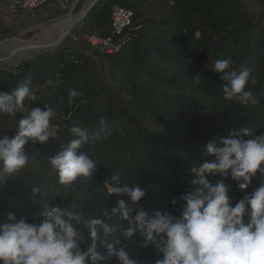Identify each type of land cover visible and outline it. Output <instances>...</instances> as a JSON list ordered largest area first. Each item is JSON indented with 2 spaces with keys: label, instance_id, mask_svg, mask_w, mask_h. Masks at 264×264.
<instances>
[{
  "label": "trees",
  "instance_id": "obj_1",
  "mask_svg": "<svg viewBox=\"0 0 264 264\" xmlns=\"http://www.w3.org/2000/svg\"><path fill=\"white\" fill-rule=\"evenodd\" d=\"M261 4L264 0H100L75 34L80 39L111 36L112 6L129 9L133 19L120 52L95 55V60L86 54L89 42L86 49L60 45L14 68H0V91L27 81L32 92L23 112L0 116V137H14L19 120L32 107H51L55 113L50 122L53 137L43 145L29 141L24 148L27 166L0 184V223L10 213L39 223L45 208L61 206L82 217L77 226L82 250L91 244L85 224L93 218L116 229L109 240L119 237L128 225L112 208L128 198L108 195L106 184L113 175L120 177L121 185L139 184L146 191L135 208H143L149 219L157 211L179 216L184 203L180 198L199 187L191 183L189 169L208 158L203 156L207 143L215 140L219 145L233 130L243 128L264 134V14L257 9ZM225 59L232 70L249 69L247 90L258 99L255 106L224 98L225 82L213 67ZM69 89L77 92L71 101ZM74 126L88 129L92 139L81 151L96 161L97 170L63 185L49 157L74 138ZM208 179L215 183L221 178ZM261 182L264 177L257 174L244 190L231 178L225 181L234 203ZM33 187L39 192L34 194ZM125 245L138 264L162 259L154 244L145 246L139 231L132 238L122 237L116 251ZM97 251L105 257L97 264H119L102 240L97 241Z\"/></svg>",
  "mask_w": 264,
  "mask_h": 264
},
{
  "label": "clouds",
  "instance_id": "obj_2",
  "mask_svg": "<svg viewBox=\"0 0 264 264\" xmlns=\"http://www.w3.org/2000/svg\"><path fill=\"white\" fill-rule=\"evenodd\" d=\"M213 69L225 82L222 91L226 100L253 106L259 102L247 90L248 68L232 70L225 59L217 60ZM28 83L0 91V116L10 117L25 110V99L32 98ZM76 96L77 92L69 89V100ZM54 114L51 107H32L19 120L14 137H0V184L27 166L29 157L24 148L29 141L43 145L53 137L50 122ZM99 124L103 138H107L106 121L101 118ZM70 131L74 138L49 157L63 185L91 177L97 170L96 161L81 151L92 139L88 129L74 126ZM203 156L208 158L189 169L191 183L199 187L180 198L184 203L179 216L157 211L149 219L143 208H135L146 191L139 184L121 185L120 177L113 175L111 183L106 184L108 195L128 198L119 199L112 208V213L128 225L119 237L109 240L116 229L93 218L85 224L91 244L82 250L79 214L61 206L47 207L39 213V223H30L27 217L18 219L10 213L7 221L0 223V264H97L105 259L97 251L98 240L103 241L110 255L118 256L119 264H138L130 258L126 245L116 251L122 237L132 238L137 231L144 237L145 246L154 244L162 254L155 264H264V182L251 193L245 191L235 203L225 183L231 178L247 190L257 174L264 177V134H253L247 128L233 130L219 145L215 140L207 143ZM210 176L221 179L213 183ZM32 192L38 193L39 189L33 187ZM172 203L177 201L173 199Z\"/></svg>",
  "mask_w": 264,
  "mask_h": 264
},
{
  "label": "rangeland",
  "instance_id": "obj_3",
  "mask_svg": "<svg viewBox=\"0 0 264 264\" xmlns=\"http://www.w3.org/2000/svg\"><path fill=\"white\" fill-rule=\"evenodd\" d=\"M100 2V1H99ZM86 0H80L78 3L75 4H62L61 2L57 1L56 3L49 4L43 11L38 12L36 14V21L32 17L31 14L27 15L25 20L29 25L33 24V27L28 30V32H16V34H13L10 38H19V40L14 43L11 48H8V51H1L0 50V68L3 69H11L16 67L18 64H21L25 59L22 58L20 60H13L17 56H19L22 52H24L34 41V39L37 38L39 34L42 33L43 29H48L54 25V23H59L61 18L64 16L72 14H79L82 7L85 6ZM258 11L264 14V4H261L257 7ZM81 24V23H80ZM80 26V25H79ZM75 28L70 36L60 45H68L73 46L79 49H86L87 43L89 44L93 41H95V38H91L89 36H84L83 39H80L76 36V31L79 28ZM33 40V41H32ZM25 41H32L28 44H25L22 47H19V45L16 44H23ZM2 42V41H0ZM12 43V42H11ZM1 47V46H0ZM12 51H14L13 56L10 54ZM99 56H94L95 60H98ZM52 133L54 134L55 129H51Z\"/></svg>",
  "mask_w": 264,
  "mask_h": 264
},
{
  "label": "built area",
  "instance_id": "obj_4",
  "mask_svg": "<svg viewBox=\"0 0 264 264\" xmlns=\"http://www.w3.org/2000/svg\"><path fill=\"white\" fill-rule=\"evenodd\" d=\"M7 6L5 13L0 15V25L7 21L9 16H16L21 13L31 14L33 17L38 12L43 11L47 5L55 0H0ZM62 4H75L78 0H56ZM133 19V11L120 7L112 6V34L105 38H99L89 44L86 54L89 56L115 54L120 52L124 39L122 36L125 30L130 27Z\"/></svg>",
  "mask_w": 264,
  "mask_h": 264
},
{
  "label": "bare ground",
  "instance_id": "obj_5",
  "mask_svg": "<svg viewBox=\"0 0 264 264\" xmlns=\"http://www.w3.org/2000/svg\"><path fill=\"white\" fill-rule=\"evenodd\" d=\"M95 1L96 0H86V4L85 6H83L79 14L74 15L70 13L69 15L64 16V18L60 20L59 23H54L55 25H53L52 27L43 29L42 33L39 34L36 39H34L31 45L13 60H20L22 58L26 60L28 57H31L35 54L41 53L42 51L56 47L59 44L63 43L68 38L72 30L85 19L86 13L89 11L90 7ZM18 39L19 38L0 44V46L6 47L10 44V42H12L6 49L0 50L3 52L8 51V48L15 46L13 44L16 43ZM10 54H12L11 56H13L14 51H12Z\"/></svg>",
  "mask_w": 264,
  "mask_h": 264
},
{
  "label": "crops",
  "instance_id": "obj_6",
  "mask_svg": "<svg viewBox=\"0 0 264 264\" xmlns=\"http://www.w3.org/2000/svg\"><path fill=\"white\" fill-rule=\"evenodd\" d=\"M83 8V7H82ZM6 10H7V6H6V4L4 3V2H1L0 1V15L1 14H3V13H5L6 12ZM27 15H29L28 13H21V14H18V15H16V16H9L8 18H7V21H5L4 23H2L1 25H0V41H4V40H6V39H9L10 37H12L13 36V34H16V32H22V33H24V32H28V30L30 29V28H32L33 27V24L32 25H29L28 23H27V21L25 20V18H26V16ZM74 15H76V14H74ZM33 17V16H32ZM34 18V20L36 21V16L35 17H33ZM64 18V17H63ZM63 18H61V19H63ZM55 25V24H54ZM79 25H80V23H79ZM79 25H77L75 28H77ZM74 28V29H75ZM73 29V30H74ZM72 30V31H73ZM72 33V32H71ZM70 33V34H71ZM70 36V35H69ZM68 36V37H69ZM15 39H17V38H15ZM13 40V39H12ZM19 40V39H18ZM11 41V40H10ZM33 41V40H32ZM32 41H25V42H23V44H16V45H19V47H22V46H24L25 44H28V43H30V42H32ZM6 42H8V41H6ZM6 42H0V44H3V43H6ZM14 42V41H13ZM10 44H11V42H10ZM10 44L8 45V46H6V47H3V46H1L0 47V49H6L7 47H9L10 46Z\"/></svg>",
  "mask_w": 264,
  "mask_h": 264
},
{
  "label": "water",
  "instance_id": "obj_7",
  "mask_svg": "<svg viewBox=\"0 0 264 264\" xmlns=\"http://www.w3.org/2000/svg\"><path fill=\"white\" fill-rule=\"evenodd\" d=\"M79 1V0H78ZM99 1L100 0H96L94 3H93V5L90 7V9H89V11L86 13V15H85V18H87L88 17V15H89V13L91 12V10H93L96 6H97V4L99 3ZM13 38H9V39H6V40H4V41H2V42H6V41H10V40H12ZM58 46H60V44L58 45ZM58 46H56V47H53V48H50V49H48V50H45V51H51V50H53L54 48H57ZM45 51H42V52H45ZM41 52V53H42ZM38 54H40V53H38ZM37 54H35V55H33V56H36ZM32 57V56H31ZM28 58H30V57H28ZM27 58V59H28Z\"/></svg>",
  "mask_w": 264,
  "mask_h": 264
}]
</instances>
